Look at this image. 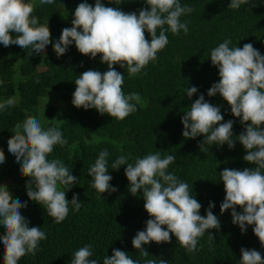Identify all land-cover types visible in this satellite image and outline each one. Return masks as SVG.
Instances as JSON below:
<instances>
[{
  "label": "trees",
  "instance_id": "obj_1",
  "mask_svg": "<svg viewBox=\"0 0 264 264\" xmlns=\"http://www.w3.org/2000/svg\"><path fill=\"white\" fill-rule=\"evenodd\" d=\"M82 2L85 0H56L49 5L34 0L33 15L39 24L48 23L51 33V42L44 53L32 52L31 47L0 44V103L14 98L11 106L0 110V149L6 158L0 164V185L7 187L13 199L27 204L21 209V215L29 227L41 228L47 237L39 242L34 255H25L18 264H71L74 253L89 244L91 258L97 259L98 264H103L104 257L110 258L116 249L128 253L139 264L151 258H163L168 264H240L241 252L237 257V249L249 243L256 247L248 249H255L264 258V246L254 235V226H246V232L242 233L232 222L231 209L220 212L226 195L220 173L225 168L255 167L243 160L247 154L245 149L236 140L233 149L226 143L205 144L201 151L204 136L185 138L181 123L191 104L204 95L206 102L220 108L222 123L233 121V139L245 130L247 125L231 114L230 106L219 94L207 95L211 86L219 82L218 68L212 65L210 54L228 39L230 47L242 48L250 43L264 55V0H250L239 9L229 8L231 0H179L182 6L194 9L180 17L181 22H187L188 33L181 31L176 35L167 30V46L157 53L155 61L131 78L126 67L114 65L124 75V94L138 93L141 97L137 111L124 120L72 104L74 82L80 75L87 70L101 73L108 70L107 64L101 63L100 55L95 59L84 56L74 42L63 56L58 57L54 51L53 44L64 28L72 27L75 9ZM86 2L95 6V0ZM102 3L137 15L148 7L145 0H102ZM159 32L157 29V35ZM11 35L15 38V33ZM145 36L150 42V34L145 32ZM193 86L198 91L189 98L187 89ZM29 116L37 118L45 129L59 128L68 141L63 147L56 145L48 159L61 160L77 177V182L66 190V199L70 203L76 194L82 207L77 212L70 204L69 214L61 223L47 215L46 206L29 200L26 185L30 178L21 175L20 164L8 151L7 141L14 135L15 125L22 124ZM105 149L109 152L110 185L117 191L101 194L92 187L88 173ZM157 151L162 158L175 156L168 171L189 185L190 193L202 205V217L206 216L210 202L215 205L212 211L221 226L219 230L206 231L194 252L187 251L172 236L170 243L144 245L150 255L145 258L132 246L136 233L145 230L150 219L144 209L142 191L136 196L130 193L126 165L118 170H113L111 165L120 155L128 156V162L134 163L137 158ZM236 211L239 213L242 209L237 207ZM209 234L213 241L208 239ZM3 235L4 229L0 226V237ZM3 254L0 241V264H3Z\"/></svg>",
  "mask_w": 264,
  "mask_h": 264
},
{
  "label": "clouds",
  "instance_id": "obj_2",
  "mask_svg": "<svg viewBox=\"0 0 264 264\" xmlns=\"http://www.w3.org/2000/svg\"><path fill=\"white\" fill-rule=\"evenodd\" d=\"M40 3L51 5L56 0H40ZM145 3L148 7L142 8L138 15L136 12L125 13L118 7H106L102 0H95L94 7L85 0L75 9L72 27L64 28L59 40L53 44L55 53L58 57L63 56L74 42L80 54L92 59L100 55L101 63L108 66L104 73L87 70L75 80L72 104L76 108L95 109L101 115L118 120L137 111L141 97L138 93L124 94V75L116 71L114 65L126 67L129 78L140 73L167 46V30L176 35L181 31L188 33V24L181 22L180 17L194 10L182 6L179 0H145ZM249 3L250 0H231L229 8L239 9ZM34 10V0H0V44L4 47L18 45L23 49L31 47L32 52L44 53L51 42V33L48 23L39 24ZM157 29H160L159 35ZM145 32L150 34V42ZM11 33H15V38ZM230 43L225 39L211 50L210 60L218 68L219 82L211 86L207 95L219 94L230 106L231 114L247 125L245 130L233 139V121L222 123L224 117L220 108L200 95L182 117V135L185 138L204 136L201 151L205 144L226 143L233 149L236 140L243 146L247 153L243 160L255 167L225 168L220 173L226 193L220 212L223 214L231 209L232 222L242 233L246 232V226H254V235L264 246V129L261 128L264 125V55L250 43L242 48L230 47ZM197 91L194 86L188 88L187 97L191 98ZM13 103L14 98H9L0 103V110ZM13 133L7 141L8 151L20 164L21 175L30 178L26 185L29 200L46 206L47 215L56 223L66 219L70 204L78 212L82 207L78 196L74 194L70 203L66 199V190L77 182V177L61 160L48 159L56 145L63 147L68 143L60 129H45L37 118L29 116L22 124L15 125ZM108 156L107 149L101 151L88 173L92 177V187L101 194L117 191L110 185ZM5 159L0 149V164ZM128 161V156L120 155L111 168L118 170L126 165L130 193L136 196L142 191L144 209L150 219L146 229L138 231L132 240V246L141 256H150L144 245L170 243L172 236L187 251L194 252L206 231L220 229L219 218L212 211L215 205L210 202L206 216L202 217V205L190 193L189 185L168 171L175 161L174 155L162 158L157 151L137 158L134 163ZM26 207V203L12 198L6 186L0 185L3 264H18L25 255H34L39 242L47 238L41 228L28 226V221L21 215V209ZM237 207L242 211L238 213ZM208 239L213 241V236L209 234ZM251 246L256 247L249 243L237 249V257L241 252L240 264H264L260 252L248 249ZM92 256V246L85 245L74 253L71 264H98ZM103 264L139 262L116 249L110 258L104 257ZM144 264L168 262L163 258H151L145 259Z\"/></svg>",
  "mask_w": 264,
  "mask_h": 264
},
{
  "label": "rangeland",
  "instance_id": "obj_3",
  "mask_svg": "<svg viewBox=\"0 0 264 264\" xmlns=\"http://www.w3.org/2000/svg\"><path fill=\"white\" fill-rule=\"evenodd\" d=\"M3 180H6L5 178Z\"/></svg>",
  "mask_w": 264,
  "mask_h": 264
}]
</instances>
